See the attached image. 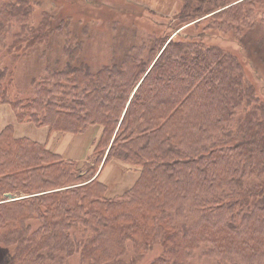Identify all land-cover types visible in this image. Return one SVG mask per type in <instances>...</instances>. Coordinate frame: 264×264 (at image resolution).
<instances>
[{
    "label": "trees",
    "instance_id": "16d2710c",
    "mask_svg": "<svg viewBox=\"0 0 264 264\" xmlns=\"http://www.w3.org/2000/svg\"><path fill=\"white\" fill-rule=\"evenodd\" d=\"M183 3L173 26L156 32L149 60L128 55L94 71L72 43L65 70L52 72L54 84L25 113L0 102L18 123L50 132L103 128L86 171L16 137L12 124L0 132V264H67L75 255L79 264H139L158 245L163 252L150 264H191L202 245L218 264L264 261V98L250 54L219 43L238 34L249 46L264 0ZM111 162L140 174L110 197L100 174ZM187 208L198 221L176 224Z\"/></svg>",
    "mask_w": 264,
    "mask_h": 264
},
{
    "label": "rangeland",
    "instance_id": "374dc122",
    "mask_svg": "<svg viewBox=\"0 0 264 264\" xmlns=\"http://www.w3.org/2000/svg\"><path fill=\"white\" fill-rule=\"evenodd\" d=\"M183 4V0H0V102H13L21 108V113H25L27 103L43 94L45 84H54L56 79L51 77L52 72L65 70L68 51L75 49L72 43L78 45L81 58L87 59L94 71L112 66L128 55H142V59L149 60L159 49L160 43L154 41L159 36L156 32L173 26L171 20L180 16ZM254 16L258 27L248 31L249 46L240 45L245 40L238 34L219 43L229 48L239 47L245 56L250 54L254 66L252 74H255L259 94L264 98V9L257 7ZM3 105L12 108L9 104H0V107ZM253 107L241 108L231 124L237 128L239 119ZM15 119L10 124H15ZM64 134H51L48 137L50 147L78 161L86 171L95 159L94 138L90 133ZM139 174L138 167L111 162L104 168L100 180L111 197L129 188ZM123 175L127 176L120 181L119 177ZM255 180L258 182L257 178ZM252 183L254 180L249 181V186ZM188 220L191 223L198 221L191 208H187L185 219L178 218L175 223ZM37 226L39 224L33 221V227ZM84 231L79 229L72 234L81 239ZM132 247L128 242L129 253L125 259L129 263ZM161 250V246H155L139 264L152 263L162 254ZM210 251L208 246H200L190 256V263L218 264L220 257L208 255ZM67 264H79V256L67 259Z\"/></svg>",
    "mask_w": 264,
    "mask_h": 264
},
{
    "label": "crops",
    "instance_id": "0c3cea01",
    "mask_svg": "<svg viewBox=\"0 0 264 264\" xmlns=\"http://www.w3.org/2000/svg\"><path fill=\"white\" fill-rule=\"evenodd\" d=\"M14 117L16 118L15 113H14L12 108L7 107L6 105H3L2 107H0V122H1V124H0V132L7 125H9L11 123L10 121L14 120ZM20 124H23V126H21ZM20 124L19 123L17 124L16 119H15V124H12L15 127V135H16V137H27V138H30V139H32L34 141H38V142H40L42 144H46L47 148L50 149L51 151H53L54 153L60 154L64 158L72 159L70 157H66V156L62 155L61 153L58 152V149L56 151L53 148H51L50 145H49L50 139L48 140V137L51 134H53V133H60V132H50L49 128L46 127V126H43L42 128H38V126L34 125L31 122H27L26 124H24V123H20ZM102 131H103V128L101 126H91V127L88 128V130L85 133H82V134L85 135L87 133H90V137L94 138V141L97 143V141L99 140V138L102 135ZM66 134L70 135L71 133H66ZM66 134H64V135H66ZM46 138H47V141H44V140H46ZM95 146H96V144H95ZM66 147L64 148V152L66 151ZM94 149H95V147H94ZM72 160H74V159H72ZM102 174H103V171L100 174V178H101ZM126 176L127 175L120 176L119 177L120 181H122V179L124 177H126ZM137 179H138V177H137ZM136 180L135 181L132 180V182L134 181V183H135ZM100 181H102V180H100ZM128 183H129V181H128Z\"/></svg>",
    "mask_w": 264,
    "mask_h": 264
},
{
    "label": "water",
    "instance_id": "95a60500",
    "mask_svg": "<svg viewBox=\"0 0 264 264\" xmlns=\"http://www.w3.org/2000/svg\"><path fill=\"white\" fill-rule=\"evenodd\" d=\"M6 197H7V199H8L9 201H11V200H15V199H16V198H14V196H13L12 194H7Z\"/></svg>",
    "mask_w": 264,
    "mask_h": 264
}]
</instances>
